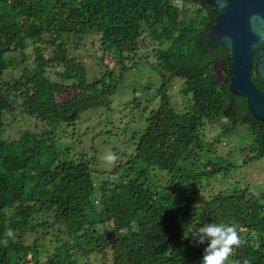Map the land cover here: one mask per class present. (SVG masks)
Wrapping results in <instances>:
<instances>
[{
  "label": "trees",
  "instance_id": "trees-1",
  "mask_svg": "<svg viewBox=\"0 0 264 264\" xmlns=\"http://www.w3.org/2000/svg\"><path fill=\"white\" fill-rule=\"evenodd\" d=\"M213 10L204 0H0V264H91L81 259L97 253H109L110 264H200L204 249L188 236L208 223L235 226L242 242L231 264H264V194L234 189L192 208L181 190L219 172L212 157L220 135L242 128L243 165L264 159V124L229 91L226 52L203 46ZM88 34L105 54H118L117 63L149 41L161 78L159 106L148 112L133 155L104 176L88 160L65 159L54 137L80 113L109 107L116 92L113 72L89 83L71 56L65 37ZM9 71L17 75L6 78ZM174 77L191 95L182 114L167 92ZM15 113L42 130L3 138V119ZM205 123L221 124L211 142L203 141Z\"/></svg>",
  "mask_w": 264,
  "mask_h": 264
},
{
  "label": "rangeland",
  "instance_id": "rangeland-1",
  "mask_svg": "<svg viewBox=\"0 0 264 264\" xmlns=\"http://www.w3.org/2000/svg\"><path fill=\"white\" fill-rule=\"evenodd\" d=\"M177 5L183 6L180 1H177ZM65 38L71 56L81 62L85 69L87 82L91 83L106 71H111L117 81V87L109 107L84 111L76 117L74 125L57 128L54 135L56 146L67 160L82 158L90 161L95 175L110 173L116 166L120 167L131 158L137 137L145 127L148 112L159 106L161 78L156 69L157 60L152 52L153 46L146 41L147 47H142L135 55L123 54L122 61L117 63L120 56L111 53L107 55L100 50L97 35L88 34L82 39L74 36ZM24 54L27 57L25 63L29 66L33 60L32 47ZM16 75L17 71H9L5 77ZM48 76L55 79L52 72H48ZM221 76L225 77V74L222 72ZM167 92L174 111L185 113L190 106L191 95L185 92L184 79L172 78ZM3 121V138L8 140L17 138L24 130L39 133L43 128V124L36 119L16 113L6 116ZM220 126L219 123H205L201 128L203 141L211 142L217 138L221 131ZM247 141L248 136L242 128L226 136L220 135L213 147L216 155L212 157V161L221 167L219 172L210 179L202 178L199 184H186L181 189H187L186 195L193 199L192 208L201 199L234 189L248 188L251 194L257 197L264 194V159L243 165L241 149ZM109 155L115 156L116 159L109 161ZM104 175L106 174L101 176ZM195 228L188 236L194 244L192 235L199 227ZM108 231H112L111 226L105 230ZM242 239H245V235ZM199 246L204 249L207 242ZM110 259L109 253L105 257L97 253L88 259H81V262L110 264Z\"/></svg>",
  "mask_w": 264,
  "mask_h": 264
},
{
  "label": "water",
  "instance_id": "water-1",
  "mask_svg": "<svg viewBox=\"0 0 264 264\" xmlns=\"http://www.w3.org/2000/svg\"><path fill=\"white\" fill-rule=\"evenodd\" d=\"M214 8L215 22L204 34L203 46L226 52L227 82L234 96L246 100L252 118L264 124V0H204Z\"/></svg>",
  "mask_w": 264,
  "mask_h": 264
},
{
  "label": "clouds",
  "instance_id": "clouds-1",
  "mask_svg": "<svg viewBox=\"0 0 264 264\" xmlns=\"http://www.w3.org/2000/svg\"><path fill=\"white\" fill-rule=\"evenodd\" d=\"M107 159L114 161L116 157L109 155ZM11 234V230H9V235ZM192 238L197 246L207 242L200 264H226V262L231 264L229 257L233 253V247L239 246L242 242L235 226H229L223 223L205 224L196 230ZM4 243L6 245L7 241L5 240Z\"/></svg>",
  "mask_w": 264,
  "mask_h": 264
}]
</instances>
